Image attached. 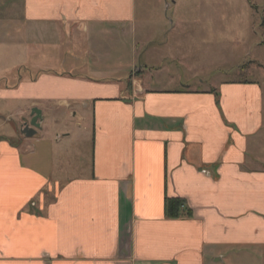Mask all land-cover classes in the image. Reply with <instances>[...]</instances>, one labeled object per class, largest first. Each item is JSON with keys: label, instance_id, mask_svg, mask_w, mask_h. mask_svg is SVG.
Returning <instances> with one entry per match:
<instances>
[{"label": "crops", "instance_id": "1", "mask_svg": "<svg viewBox=\"0 0 264 264\" xmlns=\"http://www.w3.org/2000/svg\"><path fill=\"white\" fill-rule=\"evenodd\" d=\"M135 5L0 0V25L23 26L5 36L24 40L0 78V264H264L262 87L183 88L187 76L135 58L124 69L106 29L133 25ZM33 107L43 127L25 137ZM57 115L79 131L56 179L55 143L73 136L54 138ZM170 198L184 200L178 217Z\"/></svg>", "mask_w": 264, "mask_h": 264}, {"label": "rangeland", "instance_id": "2", "mask_svg": "<svg viewBox=\"0 0 264 264\" xmlns=\"http://www.w3.org/2000/svg\"><path fill=\"white\" fill-rule=\"evenodd\" d=\"M135 2L136 20L133 25L128 24L124 29L120 26L106 29L113 49L122 53L119 60L124 69H131L133 58L138 66L143 63L150 66L165 64V70H173V74L180 73L191 79L184 81V86H180L183 88L196 85L194 78L205 81L202 85L204 89L219 86L222 81H255L261 85L264 96V0ZM22 29L23 26L19 25H0V78L12 75L15 64L24 59L23 52L20 55L15 53V49H19L17 46L24 47V40L17 37L11 41L5 36H19L23 33ZM164 35L168 43L160 45L159 40ZM48 43L50 51L56 50V45L61 47L60 41L54 43L50 40ZM68 50L67 68L73 60ZM170 55H176L178 60L172 61ZM32 57L35 58V55ZM58 116L51 123V128L56 131L54 138L63 133L64 126H67V132L73 131V136L55 143L56 179L61 173H72L73 152L77 148L75 135L79 131L74 118L63 116L58 120L62 117ZM16 122L17 117L9 121V125ZM39 133L35 138L43 135L42 131ZM48 142L45 140L38 145L49 147Z\"/></svg>", "mask_w": 264, "mask_h": 264}, {"label": "water", "instance_id": "3", "mask_svg": "<svg viewBox=\"0 0 264 264\" xmlns=\"http://www.w3.org/2000/svg\"><path fill=\"white\" fill-rule=\"evenodd\" d=\"M31 119L25 120L21 126L20 133L25 137H32L37 133L38 129H41L42 121L44 119L42 110L38 107H33L31 110Z\"/></svg>", "mask_w": 264, "mask_h": 264}, {"label": "trees", "instance_id": "4", "mask_svg": "<svg viewBox=\"0 0 264 264\" xmlns=\"http://www.w3.org/2000/svg\"><path fill=\"white\" fill-rule=\"evenodd\" d=\"M184 200L180 198H170L166 202V214L168 217H178Z\"/></svg>", "mask_w": 264, "mask_h": 264}]
</instances>
